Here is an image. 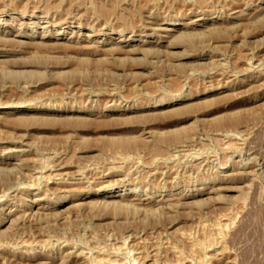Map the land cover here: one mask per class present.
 <instances>
[{
    "label": "rangeland",
    "instance_id": "obj_1",
    "mask_svg": "<svg viewBox=\"0 0 264 264\" xmlns=\"http://www.w3.org/2000/svg\"><path fill=\"white\" fill-rule=\"evenodd\" d=\"M98 262L264 264V0H0V264Z\"/></svg>",
    "mask_w": 264,
    "mask_h": 264
},
{
    "label": "bare ground",
    "instance_id": "obj_2",
    "mask_svg": "<svg viewBox=\"0 0 264 264\" xmlns=\"http://www.w3.org/2000/svg\"><path fill=\"white\" fill-rule=\"evenodd\" d=\"M58 178V177H57ZM108 263V262H107ZM95 264H97V263H95ZM98 264H103L102 262H98ZM111 264V263H110Z\"/></svg>",
    "mask_w": 264,
    "mask_h": 264
}]
</instances>
